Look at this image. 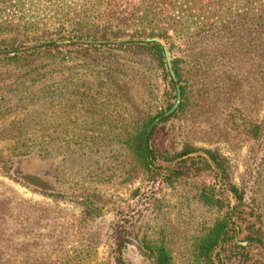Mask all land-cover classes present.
<instances>
[{
    "label": "rangeland",
    "instance_id": "374dc122",
    "mask_svg": "<svg viewBox=\"0 0 264 264\" xmlns=\"http://www.w3.org/2000/svg\"><path fill=\"white\" fill-rule=\"evenodd\" d=\"M49 9L56 11L54 16L52 12L45 15L34 25L35 29L55 28L64 22L59 11ZM32 19L29 17L27 22ZM144 38L158 37L138 39ZM70 39L92 40L51 37L0 51L59 41L52 45H76L68 50L82 54V58L107 59L102 50L79 47L109 45L66 43ZM158 39L167 47L165 40ZM32 50L0 54V247L9 253H20L11 261H4L6 256L2 254L0 264H114L116 247L121 251V264H153L144 248V237L153 240L156 231L167 241L173 264H192L190 240L225 210L204 207L199 193L213 188V193L219 196L228 185L243 192L241 203L226 191L227 196L221 197L231 212L232 207L240 212L241 231L235 225L233 237L240 248L230 252L225 244L220 245L213 251L212 260L216 264H264V248L246 237H259L264 244V104L258 97L251 100L256 90L247 92V87H240L237 95L242 97L238 102L241 105L225 111L218 103L204 105L196 101L193 104L197 105L192 106L189 99L183 114L157 122L153 127L151 146L162 153L174 154L185 143L216 153L226 169L223 182L215 170L192 172L191 159L208 160L201 151L169 165L155 160L148 173L133 167L131 157L125 148L118 147L116 139L125 137L124 127L130 132L132 112L139 114L143 109L145 116L155 111L163 113L169 104L172 106L175 92L170 100L165 89L167 79L162 80L146 58L126 51L119 59L109 58L111 65L122 66V72L110 75L123 91L122 97L105 98L100 88L89 90V86H83L92 80L82 77L77 80L82 82L80 102L75 98L79 96L76 91L56 89L64 73L42 74L45 69L39 68L46 61L26 54ZM12 56L17 57L9 59ZM82 58L76 57L82 67L73 68L72 73L99 71L98 63L89 61L95 67L87 68L88 61ZM23 59L27 62L23 63ZM127 66L152 76L150 84L131 75L123 68ZM249 70L248 77L252 75ZM35 84L46 93L38 91ZM177 85L179 88L178 82ZM243 122L256 123L263 133L260 128L256 138L247 137ZM181 165L184 167L177 171ZM188 168L187 180L166 181L172 173L184 176ZM23 174H34L38 178L32 179L35 184L63 189L64 194L37 192L18 181ZM231 220L234 222L235 217ZM4 243L7 247L2 246Z\"/></svg>",
    "mask_w": 264,
    "mask_h": 264
},
{
    "label": "trees",
    "instance_id": "16d2710c",
    "mask_svg": "<svg viewBox=\"0 0 264 264\" xmlns=\"http://www.w3.org/2000/svg\"><path fill=\"white\" fill-rule=\"evenodd\" d=\"M44 2L49 3L46 5ZM49 8L59 11L64 22H59L55 28L35 29L37 26L34 25L45 15L52 12L54 16L56 11ZM61 8L64 9V13L61 12ZM29 17L33 19L27 22ZM123 36H128V39L157 36L166 42L167 52L171 56V70L177 80L176 83H179L180 102L173 115L162 118L159 123L165 122L169 117L183 114L189 99L192 106L197 105V103L193 104L196 101L204 105L218 103L222 111L238 107L241 105L238 102L242 97L237 95V90L243 85L244 88L247 87V92L256 90V93L251 94V100L254 101L258 97L260 103L264 104V0H0V49L49 40L51 37L116 40ZM70 47L76 45H48L26 54L36 56L43 62L46 61L39 68L45 69L43 75L57 71L64 73L63 80L55 85L56 89L60 90L62 87L65 91H76L75 95L79 96L76 95L75 98L82 102V82L77 81L82 77H89L92 80L91 83H83V86H89V90L100 88L105 98L122 97L123 91L119 90L117 84L110 78L111 74L122 72V66L111 65L109 58L119 59L120 54L129 51V54L143 60L146 58L145 61L159 71L161 79H167L165 89L170 100H173L174 84L165 70L163 52L159 44L132 42L100 47H79L94 51L102 50L107 57L106 60L82 58V54L68 50ZM61 48L64 50H60ZM16 57L12 56L9 59L15 60ZM76 57L88 63L89 61L96 65L98 63L99 71H90V74L83 75L78 72L72 73L73 68L82 67V62H76ZM22 61L27 62L26 59ZM88 63H86L87 68L95 67ZM123 68L131 75L144 79L146 85L153 79L150 75H142L137 67ZM248 70L252 73L249 77L246 75ZM248 79H250L249 84L246 83ZM34 86L38 91L46 93L40 85ZM34 94L38 93L34 92ZM50 101L52 102L51 99ZM169 108L170 104L166 109ZM135 109L140 111L139 108L135 107ZM143 114V109L139 114L132 112L130 118L133 124L130 132L124 127L122 133L125 137L116 139L118 147L125 148L128 156L131 157L133 167L149 173L150 166L155 160L169 165L178 158L201 151L208 160L191 159L192 172L215 170L221 174L222 182L225 180L226 169L223 160L210 150L194 148L185 143L174 154L162 153L150 143L155 133L154 126L146 135V143H144L145 130L162 113L155 111L151 115L143 116ZM122 115V112L118 114L120 118ZM234 120L235 118H232V122ZM243 123L246 126L244 132L247 137L256 138L260 128L263 133V128L256 123ZM119 125L120 123L117 124L118 127ZM182 167L184 166L181 165L177 171L182 170ZM183 175L172 173L167 176L166 181L176 183L181 179L187 180L185 176L189 175V168ZM36 178L34 174H23L17 179L37 192L50 191L60 196L64 194L63 189H53L47 184L46 187L35 184L32 179ZM225 191L241 203L242 191H238L233 185H228ZM225 191L219 196L213 193V188L199 193L198 199L204 207L219 211L225 208V210L224 213L221 212L220 217H216L210 225L202 229L198 236L190 240L188 251L192 264H216L212 260V253L220 245L225 244L230 252L233 248H240L233 240L235 225L239 230L241 229L240 212L236 207H232L231 212L227 204L221 200V197L227 196ZM85 213L88 214L87 209ZM232 217H235L234 222L231 220ZM155 233L153 240L144 237V248L152 258V263L173 264L171 252L166 246L167 241L160 236V232ZM246 237L251 243L264 248L259 237L252 238L249 235ZM2 246L7 247L6 243ZM2 254L6 256L4 261H11L15 256L20 255L15 252L9 253L0 247V260L3 259ZM113 261L114 264H121V251L118 247L113 251Z\"/></svg>",
    "mask_w": 264,
    "mask_h": 264
},
{
    "label": "water",
    "instance_id": "95a60500",
    "mask_svg": "<svg viewBox=\"0 0 264 264\" xmlns=\"http://www.w3.org/2000/svg\"><path fill=\"white\" fill-rule=\"evenodd\" d=\"M132 42H138V43L154 42V43H157L161 46L162 52H163L165 67H166V70H167V73H168L170 80L174 84V89H175V100H174V103L172 104V106L167 111L163 112L161 115L156 117L150 123V125L147 127V129L145 130V135H144L143 141H144V143H146V135L148 134V132L162 118L171 115L175 111V109L178 105V102L180 100L179 88H178V85L176 83V80H175L174 75H173L172 70H171L169 54H168L167 49L164 46L163 42L158 38H144V39H128V38H126V39L99 40V41L90 40V39H70V40L66 41V43H69V44H83V45H116V44H123V43H132ZM58 43H59V41H48V42H43V43H37V44H32L29 46H23V47L12 49V50H3V51H0V54H9V53L17 52V51L30 50V49H35V48H39L42 46H48V45L58 44Z\"/></svg>",
    "mask_w": 264,
    "mask_h": 264
}]
</instances>
